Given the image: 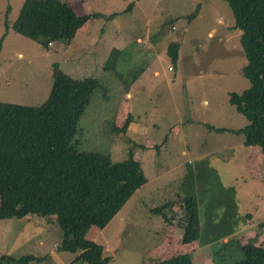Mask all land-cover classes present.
Listing matches in <instances>:
<instances>
[{
    "label": "rangeland",
    "instance_id": "obj_1",
    "mask_svg": "<svg viewBox=\"0 0 264 264\" xmlns=\"http://www.w3.org/2000/svg\"><path fill=\"white\" fill-rule=\"evenodd\" d=\"M61 1L77 14L116 16L89 20L65 52L59 46L43 50L8 31L0 50V102L41 105L54 63L73 79L100 81L102 88L78 122V148L114 162L131 152L147 182L103 229L90 228L86 238L103 246L110 264H154L178 254H188L192 264H232L241 259L245 243L264 247L261 156L244 159L242 135L206 128L237 130L247 124L229 102L231 93L240 94L249 84L242 75L241 31L234 29L228 5L222 0ZM22 3L0 0V38L7 7L12 23ZM173 42L179 44L175 68L166 53ZM114 50L119 53L109 55ZM138 68L143 73L124 89ZM128 115L125 132H114ZM184 197L196 199L199 213L200 238L190 244L180 236ZM156 208L166 221L153 213ZM61 239L52 218L0 220V256L35 258L26 264H71L77 254L60 251Z\"/></svg>",
    "mask_w": 264,
    "mask_h": 264
},
{
    "label": "trees",
    "instance_id": "obj_2",
    "mask_svg": "<svg viewBox=\"0 0 264 264\" xmlns=\"http://www.w3.org/2000/svg\"><path fill=\"white\" fill-rule=\"evenodd\" d=\"M222 1L233 15L234 29L241 31L239 43L246 59L242 75L249 84L240 94L231 93L229 102L247 124L237 130L209 125L206 128L209 132L242 135L241 153L245 150L246 157L260 154L264 164V0ZM131 6L132 3L128 10ZM9 9L8 6L0 50L8 31H13L43 50L59 46L65 52L89 20H110L116 16L77 14L61 0H23L16 19L8 23ZM195 12L198 8L189 19L196 17ZM178 49L179 44L173 42L166 52L173 68L178 61ZM118 53L114 50L109 55ZM51 69V89L41 105L0 102V220L52 218L62 232L59 250L77 254L71 264H110L103 246L88 240L86 233L92 227L103 229L147 180L131 152L126 160L114 162L98 152L79 150V119L102 85L92 77L73 79L58 63L52 64ZM142 73L143 68L131 71L124 89ZM129 122L128 115L120 128H113L114 132L124 133ZM230 152L231 157L234 150ZM181 202L186 215L181 242L194 243L200 238L197 202L194 197H184ZM153 213L167 220L160 208L153 209ZM240 252L241 259L232 264H264L262 245L248 242ZM31 260L35 258L0 256V263L26 264ZM154 264L192 261L188 254H178Z\"/></svg>",
    "mask_w": 264,
    "mask_h": 264
},
{
    "label": "crops",
    "instance_id": "obj_3",
    "mask_svg": "<svg viewBox=\"0 0 264 264\" xmlns=\"http://www.w3.org/2000/svg\"><path fill=\"white\" fill-rule=\"evenodd\" d=\"M76 42V41H75ZM71 54V53H70ZM244 152H243V155H244V159L246 158V152H245V150H243ZM243 155H242V158H243ZM263 239H264V235H263ZM261 245V244H260Z\"/></svg>",
    "mask_w": 264,
    "mask_h": 264
},
{
    "label": "clouds",
    "instance_id": "obj_4",
    "mask_svg": "<svg viewBox=\"0 0 264 264\" xmlns=\"http://www.w3.org/2000/svg\"><path fill=\"white\" fill-rule=\"evenodd\" d=\"M261 228V227H260ZM260 245V244H259Z\"/></svg>",
    "mask_w": 264,
    "mask_h": 264
}]
</instances>
